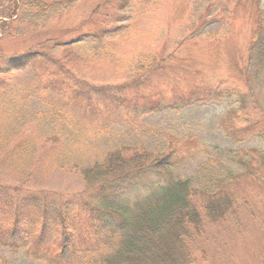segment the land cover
Instances as JSON below:
<instances>
[{
    "label": "rangeland",
    "instance_id": "obj_1",
    "mask_svg": "<svg viewBox=\"0 0 264 264\" xmlns=\"http://www.w3.org/2000/svg\"><path fill=\"white\" fill-rule=\"evenodd\" d=\"M97 1L76 0L72 8L57 16L35 18L18 13L17 18H10L6 0H0V57L6 59L58 43L64 47L53 48L52 54L75 78L96 85L126 79L132 81L134 93L140 92L136 89L148 91L140 95L144 98H137L138 103L163 100L171 104L175 99L188 104L179 110L133 116L129 121L130 117H120L114 110L80 118L72 105L59 98L41 97L40 93L29 99L18 95L13 109L1 99V182L25 181L30 195L70 202L90 180H95L92 174L84 176L81 169L101 150L140 144L159 151L165 145V133L195 136L204 144L199 148H206L213 156L218 154L214 150H264V140L257 136L264 130V95H258L262 88L252 84L253 90L248 92L244 83L245 55L261 24L264 0H138L129 14L132 19L139 11L130 38L125 44L114 41L110 45L77 40L81 29L94 19L90 11ZM181 28L206 37L201 35L177 46ZM172 51L175 53L167 62L150 65L151 55ZM36 73L34 69L29 75L23 73L22 86L33 88ZM135 80L138 82L133 83ZM222 84H237L242 92L247 91L242 110L246 120L236 122L241 126L231 124L233 118L228 111L235 106L230 101L202 96L204 85ZM196 96L197 101L190 100ZM223 127L233 132V140ZM21 145H26L29 153L19 148ZM6 156L9 159L4 163ZM207 161L205 155L197 153L193 161L178 167L176 174L202 180L212 169ZM224 163V168H232L238 175L235 184L229 186L234 212L218 224L204 220L203 234L191 248V264H264V164L251 161L249 174L242 175L237 166ZM211 175L219 174L215 170ZM203 197L197 195V199ZM85 230L80 223L73 241L80 244L75 250L83 257L96 248L93 240L85 242L81 235ZM34 236L25 244L18 240L19 248L14 252L3 247L4 239L0 238V258L5 264H60L57 248L55 252L50 247L53 233H43V238Z\"/></svg>",
    "mask_w": 264,
    "mask_h": 264
},
{
    "label": "trees",
    "instance_id": "obj_2",
    "mask_svg": "<svg viewBox=\"0 0 264 264\" xmlns=\"http://www.w3.org/2000/svg\"><path fill=\"white\" fill-rule=\"evenodd\" d=\"M137 1L98 0L90 11L94 19L80 31L81 41L125 44L136 27L139 11L132 19L129 14ZM75 2L6 0L5 7L10 18H17L18 13L38 18L57 16L72 8ZM100 9L103 12L99 13ZM179 32L177 46L202 35H195L185 28ZM57 44H52L50 48L28 50L9 60L0 57V101H8V105L5 104L13 109L20 97L18 95L22 96L21 99H29V96L40 93L41 97L59 98L72 105L80 118L94 117L107 110H114L123 118L139 117L155 111L179 110L188 104L175 99L171 104L163 100L138 103L137 98H144L140 95L148 91L136 89L140 92L134 93L132 81L96 85L75 78L64 69L63 61L52 54ZM174 53L151 55L150 65L154 61L156 64L165 63ZM245 58L246 90H253L252 84L258 83L262 88V94L258 95L263 96L264 13ZM33 69L37 71V82L29 89L22 86L20 78ZM204 89V97L230 101V105L235 106L228 111L233 118L231 124L241 126L236 122L246 120L242 110L247 91L242 92L237 84L209 88L204 85ZM198 97L190 100L197 101ZM223 128L224 131L228 129ZM263 132L261 130L257 135L262 140ZM225 134L233 140V132L225 131ZM163 138L165 145L159 151L149 150L140 144L101 150L93 161L81 169L84 176L92 174L95 180H90L70 202L30 195L24 187L25 181L16 180L14 184L0 181V238L4 239L3 247L14 252L19 248L18 240H24L25 244L34 235L43 238V233L52 232L54 237L50 247L55 252L57 248L56 260L60 264H191V248L203 234L204 220L218 224L227 221L234 212L235 202L229 186L235 184L238 175L232 168H224V162L237 166L241 170L238 174H249L251 161L264 164V150H214L218 154L213 156L206 148H199V144H204L195 136L176 137L165 133ZM19 148L28 152L26 145ZM197 153L207 157L205 164L212 168L208 169L210 172L206 171L209 175L199 181L190 176H178L176 169L193 161ZM8 159L9 156H6L3 162ZM214 169L218 176L211 175L215 173ZM197 195L204 197L197 199ZM80 223L86 227L81 233L85 242L90 239L95 242L96 248L87 257L78 255L75 248L80 244L73 242L80 232ZM0 262L5 264L1 258Z\"/></svg>",
    "mask_w": 264,
    "mask_h": 264
}]
</instances>
